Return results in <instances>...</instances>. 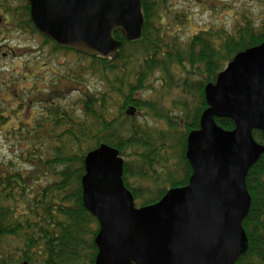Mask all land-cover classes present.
Wrapping results in <instances>:
<instances>
[{
  "label": "trees",
  "instance_id": "trees-1",
  "mask_svg": "<svg viewBox=\"0 0 264 264\" xmlns=\"http://www.w3.org/2000/svg\"><path fill=\"white\" fill-rule=\"evenodd\" d=\"M171 2L141 0V38L127 41L120 28L114 29L113 36L121 41L116 58L81 53L40 35L53 51L73 53L76 71L73 66L61 74L53 71L42 83L36 73H22L25 80L34 78L22 88L11 113L17 116L26 102L33 105L44 97L46 109L42 116L35 112L27 124L22 122L17 133L18 141L28 142L18 151L32 168L28 177L8 170L0 176V264H94L99 227L83 205L81 177L85 154L100 144L116 148L124 158L122 180L139 205L154 203L167 189L188 183L192 170L185 157L187 134L199 128L207 106L205 85L213 83L238 53L264 42V22L245 16L229 29L208 27L183 39L179 31L189 15ZM0 9L9 21L8 0H0ZM20 10L21 16L17 9L13 20L38 33L28 4ZM32 65L27 66L30 71ZM88 77L99 80L104 89L94 88ZM156 83L170 91L154 99L146 97ZM2 85L5 90L11 83L2 81ZM172 87L186 96L180 100L182 109L164 105V98L174 93ZM65 97L66 107L61 102ZM130 105L152 124L126 115ZM215 122L227 130L234 127L228 118ZM252 135L264 145L261 131L253 130ZM30 178L33 186L28 185ZM245 184L250 206L242 228L248 247L234 264H264V152L248 170Z\"/></svg>",
  "mask_w": 264,
  "mask_h": 264
},
{
  "label": "water",
  "instance_id": "water-1",
  "mask_svg": "<svg viewBox=\"0 0 264 264\" xmlns=\"http://www.w3.org/2000/svg\"><path fill=\"white\" fill-rule=\"evenodd\" d=\"M26 1L42 35L81 53L116 58L114 29L127 41L142 35L141 0ZM204 97L199 129L187 135L188 183L154 203L135 206L116 148L100 144L85 155L82 202L99 224L94 264H234L247 250L245 178L264 152L252 135L264 134V42L238 53L206 84ZM216 118L234 127L224 129Z\"/></svg>",
  "mask_w": 264,
  "mask_h": 264
},
{
  "label": "rangeland",
  "instance_id": "rangeland-1",
  "mask_svg": "<svg viewBox=\"0 0 264 264\" xmlns=\"http://www.w3.org/2000/svg\"><path fill=\"white\" fill-rule=\"evenodd\" d=\"M8 3L12 7L10 20L4 25L0 24V113L7 115H0V176L5 174L3 172L6 170L20 172L26 176V173L32 168L26 163L25 159L18 155V151L25 148L28 142L18 141L19 135L17 133L23 126L22 122L27 124L29 118L35 116V112H39V115L42 116L46 109L45 97L41 100L43 102L34 99L35 104L33 105H28L26 102V108H19L20 111L17 116H15V113H11L10 107H15L18 96L22 93V88L29 87L34 77L37 76L39 83H42L40 81L53 76L54 70L61 74L63 69L73 66V72H75L77 60L71 52L53 51L51 45L44 44L40 34L31 32L25 24L22 25V21H17V18L13 20V16L16 17L17 9L19 12L17 13L18 18L21 16L20 8L26 4L25 0H8ZM171 4L182 11H186L189 15V22L182 25L179 31L183 39L200 29L208 27L223 26L229 29L234 23L241 22L245 16L254 19L255 22H264V0H200V2L198 0H172ZM6 45L16 48V53L7 52L9 50H7ZM27 47L33 48L34 52L24 55ZM51 52L54 54L46 56V53L51 54ZM28 65H32L31 71L27 67ZM22 73L27 74V76L29 73H36V75L25 80V78H22ZM7 79H10V81H7ZM87 79L89 80V77ZM2 81L11 83L10 87L2 90L4 88ZM89 83L94 88L104 89L97 79L89 80ZM155 85L157 86L154 91L149 90L145 94L146 97L154 99L170 91H163L161 86H158L157 83ZM67 90L65 89V91ZM173 90L174 93L170 97L164 98V105L172 110L182 109L183 106L180 100L186 99V96L181 93L179 87L177 89L173 88ZM179 95H182L181 98L178 97ZM187 99L189 103L193 102V99H189L188 96ZM61 102L64 107L69 105L67 97ZM66 103L68 105H65ZM136 115L139 117L140 122L152 124V119L145 120L140 112H137ZM5 117H9V119ZM9 162H12L13 165H10ZM45 171L46 169H44ZM41 180L45 182L46 178H41ZM34 184V180L30 178L28 185L33 186ZM24 194H26V191ZM22 203H24V196L23 199L20 198L19 200V205Z\"/></svg>",
  "mask_w": 264,
  "mask_h": 264
},
{
  "label": "flooded vegetation",
  "instance_id": "flooded-vegetation-1",
  "mask_svg": "<svg viewBox=\"0 0 264 264\" xmlns=\"http://www.w3.org/2000/svg\"><path fill=\"white\" fill-rule=\"evenodd\" d=\"M198 1L200 2V0H198ZM6 20H7V16H6L4 10L0 9V24H2V25L6 24ZM22 29H24V28H22Z\"/></svg>",
  "mask_w": 264,
  "mask_h": 264
}]
</instances>
